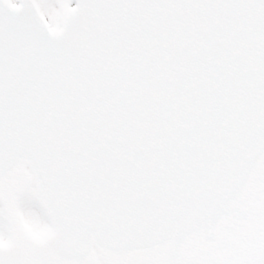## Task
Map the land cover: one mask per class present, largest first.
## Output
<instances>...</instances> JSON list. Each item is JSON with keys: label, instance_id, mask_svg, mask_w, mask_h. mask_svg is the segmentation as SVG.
Masks as SVG:
<instances>
[{"label": "snow or ice", "instance_id": "6c2138e0", "mask_svg": "<svg viewBox=\"0 0 264 264\" xmlns=\"http://www.w3.org/2000/svg\"><path fill=\"white\" fill-rule=\"evenodd\" d=\"M0 264H264V0H0Z\"/></svg>", "mask_w": 264, "mask_h": 264}]
</instances>
